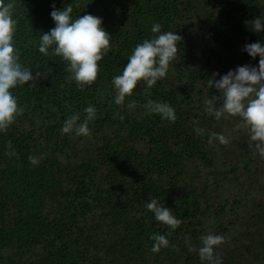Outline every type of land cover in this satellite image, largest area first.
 <instances>
[{"label":"trees","instance_id":"16d2710c","mask_svg":"<svg viewBox=\"0 0 264 264\" xmlns=\"http://www.w3.org/2000/svg\"><path fill=\"white\" fill-rule=\"evenodd\" d=\"M7 2L19 62L39 76L10 90L24 112L0 132V264H208L198 252L207 234L226 237L214 249L222 264H264V157L236 129L241 118L205 112L220 95L208 79L258 67L244 47L264 46V30H253L264 0ZM69 5L73 19L96 16L111 37L96 81L83 89L66 61L38 50L55 27L50 13ZM157 23L183 38L176 60L165 78L151 88L141 80L116 105L112 80ZM150 100L167 102L176 121L150 113ZM88 106L97 110L91 136L62 133L71 115L83 122ZM212 132L229 143L209 142ZM153 199L182 221L178 228L155 219L146 207ZM157 234L169 244L154 253Z\"/></svg>","mask_w":264,"mask_h":264},{"label":"clouds","instance_id":"9594fccd","mask_svg":"<svg viewBox=\"0 0 264 264\" xmlns=\"http://www.w3.org/2000/svg\"><path fill=\"white\" fill-rule=\"evenodd\" d=\"M73 7L66 6L63 10H54L50 13L55 22V27L40 36L39 52L61 57L67 62V70L80 89L93 84L99 74L98 62L110 50V35L102 27V20L91 14L73 19ZM16 20L14 19V4L0 0V132H6L15 122L16 117L24 112L18 105L17 98L10 91L18 85H25L39 76L37 72L25 68L19 62V53L14 46ZM253 30H264V21L257 18L253 21ZM151 31L157 35L145 39L135 46L128 57V63L123 68L122 74L113 78L112 84L116 90L115 104L122 105L126 97H130L134 88L141 80L149 88L157 81L166 77L170 64L176 60L178 43L183 39L172 31L161 32L160 24H153ZM244 51L255 58L259 56L258 67L248 65L239 66L235 71H229L213 81L208 79V85L217 89L220 94L205 101V112L215 116L217 120L231 116L241 118L242 123L236 129H245L254 143L256 151L264 157V46L261 43L246 44ZM216 74H213L215 76ZM217 100L221 105L217 107ZM130 107L135 106L132 102ZM150 113H156L162 119L175 122L177 116L174 109L167 102L149 101L146 105ZM85 116L82 123L79 114L71 115L64 122L61 132L64 134L75 133L76 136H91L88 127L90 121L97 118V110L88 106L84 110ZM199 133L201 130L196 129ZM218 140L220 144L227 145L230 138L223 134L212 132L210 140ZM251 146V145H250ZM9 156L16 155L10 152ZM33 165L39 163L34 156L28 157ZM154 213L158 222L175 230L182 223L173 212L163 207L160 201L153 199L146 205ZM152 252H159L162 247H167L168 239L164 235H153ZM223 235L207 234L201 238L202 246L198 249L201 261L208 264H222L219 257L214 254L215 247L225 243Z\"/></svg>","mask_w":264,"mask_h":264},{"label":"rangeland","instance_id":"374dc122","mask_svg":"<svg viewBox=\"0 0 264 264\" xmlns=\"http://www.w3.org/2000/svg\"><path fill=\"white\" fill-rule=\"evenodd\" d=\"M232 154H233V153H231V154L229 155V157L227 158V159H228L227 161H229V160L232 158ZM227 161H226V162H227ZM230 243H231V245L234 244L233 242H230ZM224 254H225V250L222 251V252H220V255H224Z\"/></svg>","mask_w":264,"mask_h":264}]
</instances>
